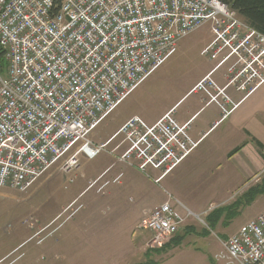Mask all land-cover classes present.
<instances>
[{
	"label": "built area",
	"instance_id": "built-area-1",
	"mask_svg": "<svg viewBox=\"0 0 264 264\" xmlns=\"http://www.w3.org/2000/svg\"><path fill=\"white\" fill-rule=\"evenodd\" d=\"M206 25L212 40L201 56L217 59L215 69L227 64L230 75L218 88L210 72L191 92L208 96L225 119L235 108L227 89L246 97L264 84V36L220 1L0 0V188L24 192L64 156L70 171L116 138L122 159L146 176L156 172L159 184L200 143L172 110L152 125L128 119L105 144L90 136ZM182 222L169 198L138 228L151 233L148 249L159 250ZM222 247L226 264H264V210Z\"/></svg>",
	"mask_w": 264,
	"mask_h": 264
},
{
	"label": "rangeland",
	"instance_id": "rangeland-1",
	"mask_svg": "<svg viewBox=\"0 0 264 264\" xmlns=\"http://www.w3.org/2000/svg\"><path fill=\"white\" fill-rule=\"evenodd\" d=\"M211 40L209 25L182 39L176 53L97 126L92 142L107 143L132 116L150 123L180 99L215 63L200 55ZM226 67L225 77L224 68L211 77L218 88L228 81ZM186 98L177 113L189 111L197 97L184 103ZM215 108L198 114L192 128ZM244 141L229 121L220 124L198 155L154 184L157 173L148 170V178L124 161L125 145L116 138L93 159L79 156L70 171L63 168L64 156L24 192L0 188V264H226L222 243L264 208V170L258 181H236L241 159L227 157ZM246 143L241 154L253 152ZM169 198L183 220L180 230L163 249L149 250L151 233L138 226L146 210Z\"/></svg>",
	"mask_w": 264,
	"mask_h": 264
},
{
	"label": "crops",
	"instance_id": "crops-1",
	"mask_svg": "<svg viewBox=\"0 0 264 264\" xmlns=\"http://www.w3.org/2000/svg\"><path fill=\"white\" fill-rule=\"evenodd\" d=\"M200 55H201V52H200ZM210 60L211 62L213 63L215 62V63L213 65L210 63V65L204 71L203 75L199 77L190 87L187 88L183 96L180 99H178L176 102H174L172 105H169L164 110H162L152 122L146 123V124L148 125L154 124L164 114H166L167 112L171 110H172L174 118L176 119L178 123H180L181 125L189 123L188 124V134L193 140L195 141L200 140V143L198 147L194 150V152L183 162L185 163L193 155H198L199 148L204 143V141L206 140V136L209 134V132L213 128H215L216 126H219L220 124L222 125L224 123H227L229 121V126L237 133H241V136L245 138V141H244L245 145H243L242 147L235 148L231 153L227 155L230 161H238L239 159H241L239 162V165H241L243 169L238 167L237 170L239 173V178H237L236 181L241 182L245 180V181L252 182V180L254 179L258 181L261 173L264 170V90L260 91V89L263 86H260L254 92H252L246 97L244 93L240 94L239 92L233 89L230 90L229 97L231 101L235 104V108L232 110V112L225 119H223L220 109L216 106L215 110L211 113L209 112L210 114H208L205 118H203V120L200 122L199 125L192 128V125L195 122L194 118L201 112L205 113L206 110H208L209 108L213 106V104L208 103V100L206 99L204 94L199 93V92H191L192 89L208 73L212 72V77H214L220 69H223L227 66V64H224L221 67L215 69L218 64V60L212 59L211 57H210ZM220 78H221V75H220ZM220 78L216 80L220 81ZM256 94L257 96L255 97ZM193 96L197 98H195L192 102L188 104L187 109L189 111L183 112V113L182 112L177 113V109L179 108L178 104L186 97L187 98L184 101V103H187V101ZM132 117H138V116H132ZM132 117H129L126 120H124L123 123H125L128 119ZM138 118L142 119L141 117H138ZM251 136H254V137L252 138ZM247 141H250V144L253 145L254 147L253 152L241 154L244 151L243 149L245 148ZM218 142L220 141L218 140ZM193 158L192 160H190V162L192 161L191 163H193ZM183 163H181L178 167L180 168ZM263 210L264 208L260 209L257 215L261 213ZM146 211H151V210H146ZM141 217L139 218V220L141 219ZM245 224L241 225L240 228L244 226Z\"/></svg>",
	"mask_w": 264,
	"mask_h": 264
},
{
	"label": "trees",
	"instance_id": "trees-1",
	"mask_svg": "<svg viewBox=\"0 0 264 264\" xmlns=\"http://www.w3.org/2000/svg\"><path fill=\"white\" fill-rule=\"evenodd\" d=\"M245 21L251 28L264 36V0H218ZM0 50V65H2ZM166 245V244H165ZM164 248V247H163ZM162 248V249H163Z\"/></svg>",
	"mask_w": 264,
	"mask_h": 264
},
{
	"label": "flooded vegetation",
	"instance_id": "flooded-vegetation-1",
	"mask_svg": "<svg viewBox=\"0 0 264 264\" xmlns=\"http://www.w3.org/2000/svg\"><path fill=\"white\" fill-rule=\"evenodd\" d=\"M225 69V71L224 72H222V73H220V75H221V77L223 78V77H225V74L227 73V67L226 68H224Z\"/></svg>",
	"mask_w": 264,
	"mask_h": 264
}]
</instances>
